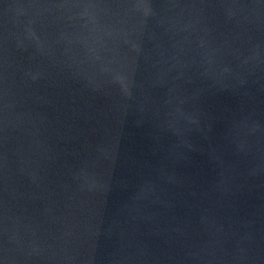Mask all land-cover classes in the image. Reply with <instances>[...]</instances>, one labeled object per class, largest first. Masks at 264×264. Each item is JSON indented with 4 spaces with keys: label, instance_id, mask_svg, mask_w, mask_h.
I'll list each match as a JSON object with an SVG mask.
<instances>
[{
    "label": "water",
    "instance_id": "95a60500",
    "mask_svg": "<svg viewBox=\"0 0 264 264\" xmlns=\"http://www.w3.org/2000/svg\"><path fill=\"white\" fill-rule=\"evenodd\" d=\"M0 264H264V0H0Z\"/></svg>",
    "mask_w": 264,
    "mask_h": 264
}]
</instances>
